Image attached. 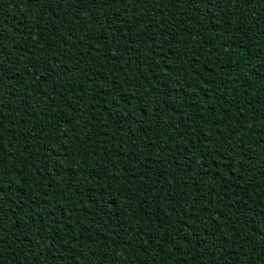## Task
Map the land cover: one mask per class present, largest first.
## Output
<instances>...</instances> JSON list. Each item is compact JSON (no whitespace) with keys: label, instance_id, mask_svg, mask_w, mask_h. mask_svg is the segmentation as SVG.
Listing matches in <instances>:
<instances>
[{"label":"trees","instance_id":"1","mask_svg":"<svg viewBox=\"0 0 264 264\" xmlns=\"http://www.w3.org/2000/svg\"><path fill=\"white\" fill-rule=\"evenodd\" d=\"M0 264H264V0H0Z\"/></svg>","mask_w":264,"mask_h":264}]
</instances>
